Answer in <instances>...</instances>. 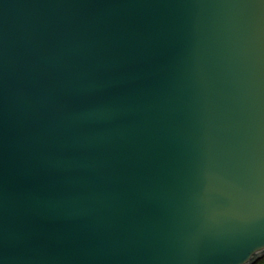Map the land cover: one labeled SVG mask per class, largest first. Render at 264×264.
<instances>
[{"label": "water", "instance_id": "obj_1", "mask_svg": "<svg viewBox=\"0 0 264 264\" xmlns=\"http://www.w3.org/2000/svg\"><path fill=\"white\" fill-rule=\"evenodd\" d=\"M264 257V0H0V264Z\"/></svg>", "mask_w": 264, "mask_h": 264}, {"label": "trees", "instance_id": "obj_2", "mask_svg": "<svg viewBox=\"0 0 264 264\" xmlns=\"http://www.w3.org/2000/svg\"><path fill=\"white\" fill-rule=\"evenodd\" d=\"M254 264H264V257L258 259Z\"/></svg>", "mask_w": 264, "mask_h": 264}]
</instances>
